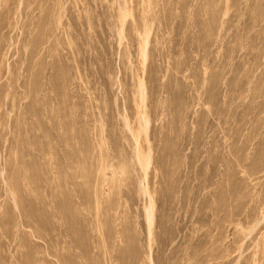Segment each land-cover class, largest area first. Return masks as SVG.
I'll return each instance as SVG.
<instances>
[{"label": "rangeland", "instance_id": "1", "mask_svg": "<svg viewBox=\"0 0 264 264\" xmlns=\"http://www.w3.org/2000/svg\"><path fill=\"white\" fill-rule=\"evenodd\" d=\"M0 264H264V0H0Z\"/></svg>", "mask_w": 264, "mask_h": 264}, {"label": "bare ground", "instance_id": "2", "mask_svg": "<svg viewBox=\"0 0 264 264\" xmlns=\"http://www.w3.org/2000/svg\"><path fill=\"white\" fill-rule=\"evenodd\" d=\"M144 129V128H143ZM139 156V162L141 163V166H142V168H144L145 169V162H146V156H145V154H143V155H141V152H140V155H138ZM148 168V167H147ZM146 168V169H147ZM152 211H151V209H149V208H147V219H148V221H149V224L151 225L152 224ZM151 227V226H150Z\"/></svg>", "mask_w": 264, "mask_h": 264}]
</instances>
